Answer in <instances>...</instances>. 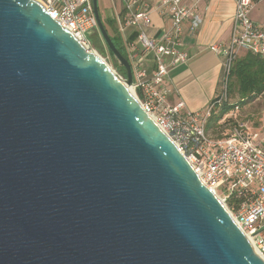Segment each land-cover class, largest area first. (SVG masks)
Wrapping results in <instances>:
<instances>
[{"label":"water","instance_id":"95a60500","mask_svg":"<svg viewBox=\"0 0 264 264\" xmlns=\"http://www.w3.org/2000/svg\"><path fill=\"white\" fill-rule=\"evenodd\" d=\"M127 81L36 0H0V264H264Z\"/></svg>","mask_w":264,"mask_h":264},{"label":"built area","instance_id":"2783aa9c","mask_svg":"<svg viewBox=\"0 0 264 264\" xmlns=\"http://www.w3.org/2000/svg\"><path fill=\"white\" fill-rule=\"evenodd\" d=\"M36 1L89 51L97 54L90 42L93 34H100L92 0ZM185 1L157 0L153 6L148 0H122L125 15L118 16L117 22L125 58L132 69L130 89L264 259V124L254 131L246 123H238L229 137L222 140L207 133L210 118L228 101L227 84L237 59L248 52L264 58V25L252 19L254 0H233L236 12L230 38L211 47L222 58L225 92L205 111L190 112L183 101L174 104L170 101L174 93L171 72L191 58L184 42L185 24L191 23L192 32L200 28L198 10L205 0H190L189 5ZM151 10L171 22V28L164 30L159 40L146 33ZM128 27L135 29L130 38L125 36ZM118 77L127 81L126 75Z\"/></svg>","mask_w":264,"mask_h":264},{"label":"crops","instance_id":"0c3cea01","mask_svg":"<svg viewBox=\"0 0 264 264\" xmlns=\"http://www.w3.org/2000/svg\"><path fill=\"white\" fill-rule=\"evenodd\" d=\"M156 1L148 0L153 6ZM254 2L256 6L252 19L264 25V0ZM185 3L189 5L190 0ZM98 4L103 23L113 22L112 28L119 34L117 18L125 15L122 0H98ZM235 12L236 5L233 0H205L198 10L202 21L200 28L192 32L191 23L185 24L184 42L191 58L188 63L171 72V84L174 89L170 97L172 104L183 101L190 112H201L223 94L222 58L214 54L211 47L230 38ZM149 20L150 25L146 28V33L156 40L162 37L164 30L171 28L170 20L157 11L149 12ZM134 33L135 29L128 27L125 36L130 38ZM119 36L121 37L120 34ZM244 54L242 53V56Z\"/></svg>","mask_w":264,"mask_h":264},{"label":"trees","instance_id":"16d2710c","mask_svg":"<svg viewBox=\"0 0 264 264\" xmlns=\"http://www.w3.org/2000/svg\"><path fill=\"white\" fill-rule=\"evenodd\" d=\"M113 22L104 23L105 29L113 40L118 50L126 57V53L123 47L122 39L115 29L112 28ZM93 37H95L93 39ZM103 40L101 34H94L91 36V44L103 53L101 47V40ZM104 42V40H103ZM105 43V42H104ZM106 45V44H105ZM107 47V46H106ZM108 49V48H107ZM109 54L114 57L111 51L108 49ZM115 67L121 75H126L125 69L115 63ZM264 94V58L254 55L252 53H245L235 62L231 71L228 84H227V97L228 101L225 102L220 108H218L207 124V133L221 128V120L228 113L232 112L241 105L247 102L254 101ZM238 97V101L231 102V98ZM231 132L227 134H221L220 136L212 137L216 140H222L229 137Z\"/></svg>","mask_w":264,"mask_h":264},{"label":"rangeland","instance_id":"374dc122","mask_svg":"<svg viewBox=\"0 0 264 264\" xmlns=\"http://www.w3.org/2000/svg\"><path fill=\"white\" fill-rule=\"evenodd\" d=\"M92 36H94V34ZM94 38L95 37H93V39ZM101 41H102L101 47L103 49L102 50L103 53L100 52L98 49H96L92 44H91V49L97 52V55H99L107 63V65L119 75L120 73H118L115 67V63L119 64V62L116 60L115 57H112L109 54V51L105 43L103 42V40ZM224 92L225 89L223 88V94ZM231 99H232L231 100L232 103H235L236 101L239 100L237 96ZM229 115L231 116H227V118L226 117L224 118L225 122L222 121L220 122L222 125L221 128L209 132V134L212 137L220 136L221 134L225 135L229 133L231 129L238 123H246L254 131L261 128V126L264 124V94L254 101L247 102L244 105L240 104V106L236 108L234 111H232Z\"/></svg>","mask_w":264,"mask_h":264},{"label":"bare ground","instance_id":"6f19581e","mask_svg":"<svg viewBox=\"0 0 264 264\" xmlns=\"http://www.w3.org/2000/svg\"><path fill=\"white\" fill-rule=\"evenodd\" d=\"M130 89V88H129ZM130 92H131V89H130ZM132 93V92H131Z\"/></svg>","mask_w":264,"mask_h":264}]
</instances>
